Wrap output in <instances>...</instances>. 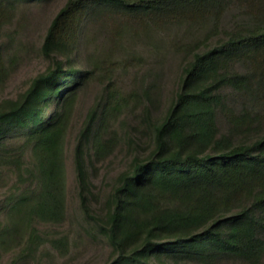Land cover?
<instances>
[{"label": "trees", "instance_id": "obj_1", "mask_svg": "<svg viewBox=\"0 0 264 264\" xmlns=\"http://www.w3.org/2000/svg\"><path fill=\"white\" fill-rule=\"evenodd\" d=\"M50 1L0 0V38L17 10ZM236 7L234 25H220ZM187 24L218 40L184 65L156 119L149 85L123 91L112 72L146 59L135 38L156 49L162 27ZM97 26L109 31L101 43ZM41 49L49 66L0 112V264H55L68 245V234L49 229L66 215L62 141L94 81L103 94L80 129L75 163L82 229L110 248L104 264H264V0H68ZM7 54L0 43V76ZM140 104L153 143L136 148L98 207L88 156L110 150L118 114Z\"/></svg>", "mask_w": 264, "mask_h": 264}, {"label": "rangeland", "instance_id": "obj_2", "mask_svg": "<svg viewBox=\"0 0 264 264\" xmlns=\"http://www.w3.org/2000/svg\"><path fill=\"white\" fill-rule=\"evenodd\" d=\"M68 0H52L48 3L33 5L24 10H17L3 27L0 43L11 59L9 70L0 76V112L8 107L10 101L17 99L30 86L32 79L45 71L50 60L42 53V44L52 19L58 14ZM241 9L228 10L221 21L223 27H231ZM108 28L110 26H107ZM189 25L160 29V43L147 50L142 45L143 39L135 38L134 49L143 53L146 59L132 61L128 66L116 67L112 75L119 88L128 91L139 85H149L150 95L154 101L151 114L158 119L175 97L183 74V67L192 59L193 54L207 46L215 44L217 38L204 41L205 30L189 29ZM95 38L101 43L107 32L100 27H92ZM94 28H97L96 30ZM159 34H156L157 36ZM223 37V35H219ZM135 37V36H134ZM202 39V40H201ZM134 38L132 39L133 42ZM201 40V41H200ZM189 43L187 54L183 45ZM155 50V51H154ZM83 57V54L80 56ZM73 63V61H70ZM116 66V65H115ZM99 81L90 83L77 98L70 123L65 131L61 148L63 163L64 199L66 215L64 220L50 230L55 233L68 234V245L59 252L55 264H104L111 256L110 248L101 239L90 240L82 229L84 216L79 198L78 176L75 163V149L80 129L88 112L101 99L104 87ZM143 99L144 94H143ZM145 102V101H143ZM240 105V104H238ZM145 105H133L118 114L116 120V144L110 150L88 156L89 191L94 194V203L102 207L106 196L111 191L119 173L131 162L136 148L144 152L153 143L152 127L149 125L144 109ZM240 108V106H237ZM220 129H227L226 119L219 117ZM4 254V253H3ZM9 255L5 254V256ZM5 262L7 257H3ZM30 264H36L31 261ZM41 264V263H40Z\"/></svg>", "mask_w": 264, "mask_h": 264}]
</instances>
